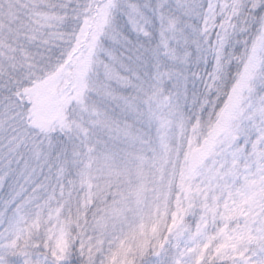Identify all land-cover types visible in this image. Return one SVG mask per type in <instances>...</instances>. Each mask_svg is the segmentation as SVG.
<instances>
[{"label":"snow or ice","instance_id":"6c2138e0","mask_svg":"<svg viewBox=\"0 0 264 264\" xmlns=\"http://www.w3.org/2000/svg\"><path fill=\"white\" fill-rule=\"evenodd\" d=\"M0 264H264V0H0Z\"/></svg>","mask_w":264,"mask_h":264}]
</instances>
